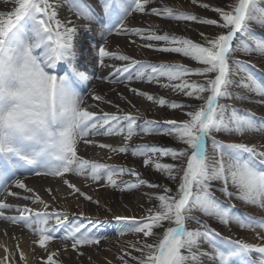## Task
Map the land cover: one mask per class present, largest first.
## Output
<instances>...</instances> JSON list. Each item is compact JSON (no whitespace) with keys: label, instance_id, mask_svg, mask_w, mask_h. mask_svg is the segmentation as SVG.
<instances>
[{"label":"snow or ice","instance_id":"snow-or-ice-1","mask_svg":"<svg viewBox=\"0 0 264 264\" xmlns=\"http://www.w3.org/2000/svg\"><path fill=\"white\" fill-rule=\"evenodd\" d=\"M64 2L79 17L90 23H99L98 34L103 43H92L90 47L96 53L98 66L110 69L109 76L105 78L108 82L155 84L203 103L198 110L185 113L187 120L165 121V127L119 109V114H97L88 110L82 106V94L73 87L70 76L50 71L64 62L79 83L86 85L92 78L86 72L77 70L78 57L74 45L77 28L68 27L57 19L59 5L54 6L50 0H14V10L0 14V190L7 191L9 184H13L31 193L32 190L16 178L26 171L59 177L71 172L83 175L86 180L106 181L108 186L124 190L145 185L161 187L163 194L154 197L159 202L158 206L155 210L147 209V216L139 220L135 217H116L117 220L130 221L121 229L120 235L142 234L152 240L151 243L143 241L139 248L131 245L142 254L132 257L136 264H202L205 257L213 264H233L236 259L239 264H264V243L222 240L209 225L190 215L193 211H199L224 225L234 223L242 229L264 231V218L236 215L231 206H224L212 194L213 182H219V191L226 197H235L248 205L264 209V170L257 167L258 163L264 165V151L245 143L225 144L213 135L264 133V120L257 121L251 113H242L231 105L220 103L221 99L244 100L243 96L234 97L229 91L233 86L264 97V81L256 78L244 61L231 59L238 52L264 56V38H259L249 28L253 22L264 25V3L261 0H235V3L226 6L230 8L226 11L191 0L198 7L218 13V21L174 11L168 6L149 8L148 5L154 0H99L103 12V22H100L101 18L86 0ZM133 13L191 21L225 31L211 38L200 33L205 39V43L200 44L176 35L160 34L153 29L128 28L125 21ZM113 34L140 37L147 41L143 47L181 55L202 67L193 69L175 63H152L109 51L105 44L107 37ZM106 60L124 63L120 66L109 65ZM192 75L203 77V82L190 81L188 77ZM237 75L241 77L239 84L232 79ZM129 90L161 107L173 110L191 107L163 98L156 99L152 94L138 89ZM93 99L99 101L102 97L94 95ZM143 134L168 136L185 147L177 149L127 143L119 147L107 144L98 146L113 153L143 157L145 167H153L177 183L174 194L167 187L149 184L135 169L90 161L78 155L79 143H96L90 137L122 136L127 142ZM208 140H211L212 156L207 151ZM154 156L170 157L179 163L160 162L154 160ZM124 175L134 176L136 180L118 181V177ZM64 182L85 199L91 200L67 180ZM230 187L236 191H230ZM8 195L16 194L8 192ZM23 199L49 208L39 196H24ZM6 211H16L19 215L7 216ZM0 219L22 224L33 231L39 236L38 245L41 248H46L57 230L49 226V221H55L64 230L60 239L71 243L74 250L78 246L99 244L101 239L90 231V225H94L95 221L87 217L85 220L88 223L79 218L70 220L67 212L59 210L34 211L26 206L16 207L0 201ZM187 220L201 223L203 230L187 229ZM165 222L174 226L165 227ZM157 228L164 229L162 234L156 231ZM257 236L264 241V236L259 232ZM205 243L213 249L211 255L203 250ZM253 254L257 256L255 261L251 259ZM56 255L49 254L47 264H58L54 259ZM20 256L21 259L25 258L22 251ZM118 258L122 264H127L122 256ZM0 264L5 262L0 261Z\"/></svg>","mask_w":264,"mask_h":264},{"label":"bare ground","instance_id":"bare-ground-1","mask_svg":"<svg viewBox=\"0 0 264 264\" xmlns=\"http://www.w3.org/2000/svg\"><path fill=\"white\" fill-rule=\"evenodd\" d=\"M264 3V0H261ZM53 5L57 7V19L64 22L68 27H76L78 35L74 37V45L77 49V70L84 71L88 75H92L91 79L86 85L79 83L74 76H72L69 66L60 62L57 69L51 71L62 70L70 76L73 87L82 94L83 107L97 114L104 112L118 113V109L123 112L132 113L133 115L143 116L147 120H152L165 127V121L174 120L182 122L188 119L185 113L198 110L201 103L195 98L185 97L182 94L173 92L170 89L162 88L159 85L149 84L144 82L131 83H111L106 77L110 74L109 68L99 67L96 63V53L92 50L90 45L92 43H103V40L98 34L99 23H90L89 21L79 17L75 11L69 10V5L64 0H50ZM86 3L91 6L95 13L101 18L103 22V12L99 0H86ZM197 3L208 4L210 7H221L226 11L230 10L227 5L235 3V0H197ZM168 6L174 11L188 12L197 15L204 19L220 20L219 14L194 5L191 0H154L148 5L149 8ZM15 4L10 0H0V14H6L14 10ZM71 23H68V22ZM128 28L153 29L160 34L167 33L169 35H176L179 37L190 39L196 43L204 44L205 39L200 33L206 37H214L217 34L225 31L216 26L199 24L191 21H175L163 19L155 15H147L140 13H133L125 21ZM249 28L259 38H264V25L253 22L249 24ZM90 29V30H88ZM135 41V43H132ZM147 41L136 36L125 35H110L107 37L105 47L109 51L126 54L136 60L149 61L152 63H175L185 65L190 68H199L197 62L184 58L181 55L174 53H164L155 51L146 47L143 44ZM234 57V56H233ZM236 59L245 62L249 71H251L256 78L264 81V56L257 54H241L238 52ZM109 65L120 66L124 62L117 60H106ZM190 81L203 82V77L189 76ZM232 79L239 84L241 77L239 75L233 76ZM166 83V81H162ZM130 88L138 89L149 94H152L156 99L163 98L168 101H174L182 104L191 105L184 109H170L168 107H161L158 104L148 101L146 98L135 95ZM234 97L243 96L244 100L240 99H221V104H227L241 110L242 113L248 112L255 116L257 121L264 120V97L254 95L246 89L233 86L229 89ZM94 95L102 97L101 100L93 99ZM251 107L254 109L252 110ZM215 138L225 144L228 143H245L249 146H256L259 151H264V133L248 132L244 135H228L224 133H213ZM160 134H143L137 135L131 141H125L122 136H95L89 139H94L95 144L85 145L83 142L78 144V155L90 161L106 163L109 165L124 166L125 168L135 169L140 176L149 184L162 185L164 184L159 179V172L153 167H145L143 164V157H133L130 153L120 154L113 153L107 148H101L99 144L112 145L114 147L123 146L125 143L129 145L137 144H154L157 142V137ZM212 150L211 140L207 142V151ZM212 153L209 156H212ZM257 167L264 170V165L257 164ZM157 173L155 176L152 173ZM17 179L21 180L27 189H31L29 193L25 189L15 187L9 184L7 191L0 190V201H4L9 205L16 207H28L34 211H53L59 210L67 212L70 220L79 218L85 223V217L95 221L94 225H90V231L101 237L99 244L78 246L74 250L71 243L60 239L64 234V230L59 228L55 221H49V226L56 228L54 238L50 240L46 248H41L38 245L39 236L35 235L33 231L29 230L22 224H13L7 220L0 219V261L5 264H47V257L49 254L57 253L54 259L58 264H106L109 261H117L124 255H135L137 250L131 247L132 244L136 248L141 247L143 235L126 233L120 235L121 229L130 221L117 220L116 217H135L139 220L148 215L147 209L155 210L157 190L151 189L147 185L138 187L132 190H124L123 188L111 187L106 184V181L92 182L86 180L83 175H75L74 173H66L63 177L51 175H36L32 171L20 173ZM127 180L135 181L136 177L124 175L118 177V181ZM67 180L70 184L78 188L80 192L91 197V200L85 199L74 188H69L65 184ZM221 184L213 182L212 194L215 199L224 206H231L232 212L240 216H252L257 218H264V209L256 206L248 205L235 197L228 198L222 194L219 189ZM235 192V188L229 189ZM8 192L15 193V196L8 195ZM24 196H39L44 202L49 205L45 209L43 205L34 203L32 200L23 199ZM82 214V215H81ZM7 216L19 215L16 211H6ZM198 219L210 226L219 238L230 241H243L250 244H262L264 241L258 239L257 233L264 236V231L242 229L234 223L224 225L219 223L215 218L204 216L198 211ZM203 250L210 255L213 249L208 244H203ZM7 249V251H5ZM23 252L24 259H21L20 252ZM7 259L5 260V258ZM253 261L257 260L255 254L252 255ZM202 264H213V262L205 257ZM233 264H239V260L233 261Z\"/></svg>","mask_w":264,"mask_h":264},{"label":"rangeland","instance_id":"rangeland-1","mask_svg":"<svg viewBox=\"0 0 264 264\" xmlns=\"http://www.w3.org/2000/svg\"><path fill=\"white\" fill-rule=\"evenodd\" d=\"M10 1L14 2V0H10ZM237 55H238V53H236V55L234 57H232L231 59H236L235 57ZM54 73L57 74V75H64L65 74L62 70H57ZM196 101H197L196 104H198V100H196ZM200 103L202 104L203 102L200 101ZM220 103H221V100H220ZM251 109L253 110L254 108L251 107ZM156 139H157V142L155 143V145H160V146H165V147H172V148H177V149L185 147V145H183L182 143H179L175 139H172V138H170L168 136L160 135ZM211 153H212V150H208V154H211ZM153 159L154 160H159L160 162H165V163H179L178 161H173L170 157H155L154 156ZM152 174L157 176L156 175L157 173L153 172ZM158 175L159 176H157V177H159V179H161L163 181V183H164L161 186H164V187H167V188L171 189L172 193L174 194L176 192V189H177V183H173L172 181H170L166 177V175L164 173H162V172H159ZM151 189L158 191V194H156V195L163 194V191H162L161 187H152ZM155 203H156V206H155V209H156V207L158 206L159 202L156 200ZM190 215L195 216L197 218V220L200 221L198 219V211H193L192 213H190ZM201 223H197V221H194V220H187L186 221V227L189 230L201 229ZM168 226H174V224H169L168 222H165V227H168ZM201 230H203V229H201ZM156 231L158 233L162 234L164 229L163 228H157ZM145 240H147L149 243L152 242V240L150 238H145V237L143 238L142 242L145 241ZM141 255H142L141 252H137L135 255L129 254V255H124L122 257H123V259L125 261H127V264H136V261L133 260L132 257H140ZM106 264H122V261H121V259H118L115 262L109 261Z\"/></svg>","mask_w":264,"mask_h":264}]
</instances>
